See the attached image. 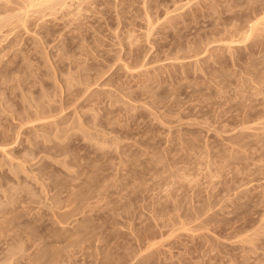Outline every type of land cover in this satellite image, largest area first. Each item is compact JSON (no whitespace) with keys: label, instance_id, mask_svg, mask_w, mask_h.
<instances>
[{"label":"rangeland","instance_id":"rangeland-1","mask_svg":"<svg viewBox=\"0 0 264 264\" xmlns=\"http://www.w3.org/2000/svg\"><path fill=\"white\" fill-rule=\"evenodd\" d=\"M27 208L114 221L50 264H264V0H0V264Z\"/></svg>","mask_w":264,"mask_h":264},{"label":"bare ground","instance_id":"bare-ground-1","mask_svg":"<svg viewBox=\"0 0 264 264\" xmlns=\"http://www.w3.org/2000/svg\"><path fill=\"white\" fill-rule=\"evenodd\" d=\"M61 200V199H59ZM58 199L56 200V205H55V209H60L58 207L61 206V204L63 206H66L65 203H67L68 206L73 205V201L71 200H64L62 202H60ZM60 204V205H57ZM75 205V204H74ZM61 206V207H63ZM78 206H74L70 212H64V213H58L57 211L55 212L53 210L52 215H54L59 221L58 224H62L65 223L67 220L71 219L74 217L73 215V211H76V208ZM29 210V212L27 211V215L23 221L20 222V224L18 223V228H20V233L24 234L26 237L23 240V242H30V241H40V244L43 247L47 246L46 252L43 253L42 255H39L38 258L35 259V263L36 264H50L51 262H55L57 259V256H63V254L66 255V253L68 252V248L66 247H74V246H78V249L82 248V245H84V247L86 248H91V247H96V248H107L109 246V243L115 238V233H113L114 231H112L111 228H113L114 226V221L111 220L110 221H106V229L109 227L111 229V231H107L106 229L101 230L99 232L96 233L95 230H86V229H81L80 227H71V228H67V227H58V226H54V224L50 225L48 227L47 224V220H43V217H37L36 214H32L30 215V209L27 208ZM41 215H45V213H42ZM94 219V218H93ZM92 218H88L87 219V223L88 222H93ZM46 222V223H45ZM4 223V222H3ZM2 223V224H3ZM55 223V222H54ZM103 223V224H104ZM1 224V222H0ZM113 224V225H112ZM30 225H33L32 227L29 228ZM2 226V225H1ZM112 226V227H111ZM15 226V228H17ZM4 229V227H1ZM0 228V230H1ZM137 246L140 247L143 242H144V237H139L137 240ZM99 244V245H97ZM66 248V250H64ZM72 249V248H71ZM70 249V250H71ZM74 252H78L75 251ZM72 249V251H73ZM79 249V250H80ZM84 249V248H82ZM61 250V251H60ZM64 250V251H63ZM69 250V252H70ZM67 251V252H66ZM72 251L70 253H67L68 256L69 254L72 253ZM115 254L117 252H114ZM73 254V253H72ZM74 255V254H73ZM125 258V257H124ZM123 257H119L118 260H121L123 262L127 261V258L124 259ZM135 258V257H134ZM132 258V259H134ZM98 259V258H96ZM55 260V261H54ZM99 262H97L96 264H109V261L107 260V258L104 256H101L99 259ZM57 262V261H56ZM137 264H151L150 261L144 257V256H140L137 261ZM117 264H121V262L118 261Z\"/></svg>","mask_w":264,"mask_h":264}]
</instances>
